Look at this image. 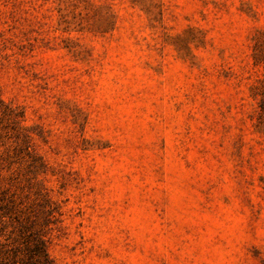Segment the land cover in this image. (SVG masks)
Segmentation results:
<instances>
[{
    "label": "rangeland",
    "instance_id": "rangeland-1",
    "mask_svg": "<svg viewBox=\"0 0 264 264\" xmlns=\"http://www.w3.org/2000/svg\"><path fill=\"white\" fill-rule=\"evenodd\" d=\"M264 264V0H0V259Z\"/></svg>",
    "mask_w": 264,
    "mask_h": 264
},
{
    "label": "trees",
    "instance_id": "trees-1",
    "mask_svg": "<svg viewBox=\"0 0 264 264\" xmlns=\"http://www.w3.org/2000/svg\"><path fill=\"white\" fill-rule=\"evenodd\" d=\"M0 264H51L46 246V240L35 238V233L25 242L23 248L5 251Z\"/></svg>",
    "mask_w": 264,
    "mask_h": 264
}]
</instances>
